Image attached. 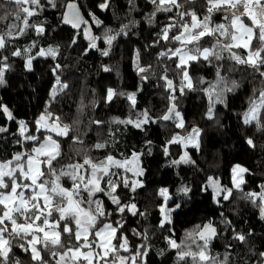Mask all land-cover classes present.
I'll list each match as a JSON object with an SVG mask.
<instances>
[{"label":"trees","instance_id":"1","mask_svg":"<svg viewBox=\"0 0 264 264\" xmlns=\"http://www.w3.org/2000/svg\"><path fill=\"white\" fill-rule=\"evenodd\" d=\"M41 2L44 4L43 10L31 17L30 23L42 25L44 32L38 34L34 28H29L0 49V57L7 56L10 65L5 71L4 83L0 84V104L6 105L15 117L10 121L0 112V126L8 129L0 133V160L10 159L18 152H31L33 142L23 140L17 121L22 120L27 124L25 135H36L43 142L47 132H37L35 121L47 110L54 117H60L61 124L70 127L67 137H55L60 143L61 153L53 161L57 169L69 163H83L85 154L95 159H103L111 154L121 160L130 158L133 152L141 154L138 163L139 168L143 169L142 175L135 178L130 171L124 173L123 169H117L121 177L117 181L116 194L122 203H134L138 213L144 215L133 216L127 210L124 213L116 212V206L103 192L97 193L94 198L112 213L106 222L114 226H118L115 224L117 221L123 223L119 234L127 237L133 253L142 245L147 249L148 255L143 258L142 264H177L176 254L180 249H172L165 238L169 237L177 244L183 241L191 250H196L198 244H203L198 230L190 237L188 233H192L197 225L207 223L217 230L209 241L210 256L221 261L227 256V264H262L264 258L260 253H264V219L260 217L259 207L245 194L259 193L264 185V131H258L255 122L245 125L243 113L248 109L250 98H258L259 92L264 89V78L251 67L229 59V54L223 52V59H212L211 63L203 59L189 62V74L197 90L185 88L181 95L180 77L175 67L177 57L171 60L158 58L160 51L179 45H168L164 41L154 44L160 28L168 23V17L174 13H157L156 22L150 25L145 19L153 10L148 0H135V10L131 12L128 0H110L111 7L107 10H101L98 6L102 0H75L89 23L90 35L97 38V48L109 50V55L103 56L101 51L89 48V39L85 38L83 30L74 32L62 26L66 0H56V8L48 5L47 0ZM0 4H4L0 13L15 7L7 4L6 0H0ZM186 8L203 18L206 0H193ZM89 12L102 22L99 26L92 21ZM224 15V12L213 13V24L224 23ZM129 21L136 23L129 24ZM124 24H129L126 34L116 36L109 49L103 39L104 32L112 29L111 34H114ZM3 27L4 23L0 22V28ZM74 37L75 44L71 43ZM219 38L227 42L225 37ZM201 43L203 47H211L216 43V37L206 36ZM253 43L258 46L257 41ZM30 46H33L30 52L22 57L12 55L13 51ZM41 48L56 49V58L36 56ZM232 51L247 55L243 48H233ZM137 53L141 66H151L148 72L138 74L133 62ZM29 55L36 56L30 69L26 67ZM57 64L59 68H56ZM105 67L110 71H104ZM217 67L226 84L231 86L235 82L237 87L232 92L224 93L226 106L217 104L215 119L209 120L206 117L208 97L201 89L217 81ZM165 72L173 80L175 92L171 94L176 96L175 101H169L170 92L166 90L165 81L160 79ZM141 75L148 78L142 80ZM201 78L205 83H200ZM61 85L67 87L61 89ZM54 89H57L55 93ZM108 89L117 93H134L135 106L126 95H116L107 101ZM170 103H174L176 111L180 113L183 128H177L173 120L159 119ZM145 111L157 122L143 124L140 128L116 122L134 121L139 113ZM260 115L264 120V108L260 110ZM94 120L103 123L97 126L92 123ZM193 128L199 129L197 148H188L183 143L166 144L174 134L187 137ZM73 137L79 140L75 141ZM249 138L253 140L254 147L247 143ZM96 143H102L105 147L96 149ZM165 146L168 148L167 155ZM185 153L191 163H172ZM236 165L248 169L239 189L232 187V170ZM44 171L47 172V169L44 168ZM125 176L130 181H140L142 186H137L135 192L125 188L122 182ZM209 177L218 181L220 188L231 190L228 200L223 199L224 192L214 195ZM60 183L65 188L72 187V181L67 176H63ZM101 187L107 188L106 183L102 181ZM184 187L190 189L187 195L179 191ZM162 188L168 189L170 197L166 207L175 209L170 213L171 222L165 223L164 227H160L163 218L160 206L165 205L164 198L159 194ZM83 195L86 197L87 193ZM237 234L243 235L244 241L236 239ZM62 239L67 242V235H63ZM21 243L23 241H13L10 255L13 259H19L21 264H35L31 260V253L19 247ZM121 253L128 255L123 251ZM42 255L49 264H55L47 251H42ZM180 264H192V258L186 257Z\"/></svg>","mask_w":264,"mask_h":264},{"label":"snow or ice","instance_id":"2","mask_svg":"<svg viewBox=\"0 0 264 264\" xmlns=\"http://www.w3.org/2000/svg\"><path fill=\"white\" fill-rule=\"evenodd\" d=\"M153 6V10L145 19L148 24L156 22L157 13H174L168 17V23L160 28L157 33V40L154 44L164 41L166 44H178V47H168L166 51H160L159 57L172 59L178 57L175 67L178 70L177 75L180 77V94H184V89L196 91L195 82L189 74V62H198L203 59L209 63L212 59H223V52L229 54L228 58L241 65L251 67L260 77L264 78V0H206V14L200 18L194 10L187 9L186 6L193 0H148ZM7 4L15 5L14 8L0 13V22L4 27L0 28V49H4L7 43L19 35H23L29 28H34L38 34L44 32L40 24L30 23V18L43 10L44 4L41 0H6ZM130 12L135 10V0H128ZM47 4L53 8L57 7L56 0H47ZM101 10H107L111 7L110 0H102L98 5ZM4 4H0L3 8ZM66 10L62 14V22L70 24L73 28L79 29L87 21L81 16L80 9L75 0H66L64 5ZM243 9L241 12L240 10ZM215 12H224V23L213 24L212 15ZM92 21L99 26L102 22L89 12ZM247 17L251 23H246L242 17ZM190 18V19H189ZM135 21H129V24H135ZM129 24L122 25L121 29L114 34L112 29L104 32V42L109 46L113 44L116 36L125 33ZM173 30H176L175 32ZM85 38L89 39V48L101 51V55L108 56L109 50H100L96 46V37L90 35L91 30L84 28ZM170 33H172L170 35ZM218 34V35H217ZM206 36H215L216 43L211 47H203L202 41ZM225 37L227 42H223L219 37ZM258 42V46L254 45ZM75 44V37L71 41ZM34 46V45H33ZM28 49L15 50L13 56L22 57L24 53L30 52ZM233 48H243L247 53L246 56L237 54L232 51ZM87 51V50H85ZM36 56H51L56 58V49L41 48ZM36 56L29 55L26 59V67L31 68V62ZM7 56L0 57V84L4 83V74L10 65L7 63ZM138 74L146 73L150 67H143L139 63V54L134 59ZM60 65L57 64L56 68ZM104 71H110L105 67ZM217 81L209 83L207 88L201 89L208 97L209 105L206 117L209 120L215 119V107L217 104H225V92H232L237 87L235 82L228 86L221 76L219 67H217ZM142 80L148 77L141 75ZM165 81L166 90L170 92L169 101H175V87L173 80L169 79L167 73L160 77ZM201 84L205 83L203 78ZM57 84H60L57 77ZM223 85V87H221ZM67 85H61L66 88ZM57 89H54V93ZM116 95H126L127 99L135 106L136 99L134 93H117L113 89L107 91V101H111ZM264 108V89L259 92L258 98H250L248 109L243 113V123L250 125L255 122L258 131H264V120L261 119L260 110ZM0 112H3L8 120H14L11 110L0 104ZM142 117V118H141ZM160 120H173L177 128L184 127V121L180 113L176 111L174 103H170L167 111L159 117ZM51 121V122H49ZM117 123L133 124L140 128L143 124L157 122L149 116L148 112L139 113L136 120H122ZM20 136L25 141L33 142L30 153H15L10 159L0 160V264H21L19 259H13L10 255L13 250V241H23L19 247L24 252L31 253V260L35 264H49L44 260L42 251H47L49 256L55 261V264H142L143 258L148 255L147 249L142 245L133 253L128 244L127 237L119 234L123 228L120 221L113 223L106 222L107 217L112 213L106 211L103 203L95 199L97 193L103 192L109 197L111 202L116 206L115 211L124 213L126 210L133 216L144 215L138 213L134 203L124 204L116 194L118 179L121 172L117 169H123L124 173L129 171L134 175H142L143 169L135 167L140 158V153L133 152L131 157H125L122 160L116 159L109 154L103 159H95L87 154L83 156V163H69L57 169L53 166V161L57 159L60 153V143L53 139L51 135H45L43 142L36 135L28 134L27 124L20 120ZM92 123L97 126L103 122L94 120ZM36 131L44 129L46 132H54L56 136L67 137L70 127L67 124L60 126V117L51 112L41 114L35 121ZM6 127L0 126V133L7 132ZM199 136V129L193 128L187 137L179 133L174 134L166 144H191L196 143ZM78 141V137H73ZM19 142V141H18ZM149 143H151L149 141ZM247 143L255 146L253 140L249 138ZM198 147V143H196ZM96 149L105 147L102 143L94 145ZM165 155L168 154V148L165 146ZM44 157V159H40ZM191 163L187 153L180 157L179 160L172 161L173 164ZM87 166V167H85ZM47 169V172L44 171ZM90 169V171H89ZM233 187L240 188L244 183L243 173L248 169L236 165L233 168ZM63 176H67L72 181L71 189L65 188L60 181ZM116 177L117 179H113ZM105 178H107L105 180ZM105 182L107 188L101 187V182ZM210 184L213 188L214 195L221 192L226 193L224 200L231 196V190L220 188L218 181L209 177ZM123 186L135 192L137 186H142L138 180H129L126 176L123 178ZM179 191L187 195L190 189L184 187ZM87 193L85 197L83 194ZM159 194L164 198L165 205L160 206L162 220L160 227L165 223H170V213L175 209L167 208L166 202L170 199L168 189L162 188ZM245 197L254 205L259 207L260 217L264 219V185L261 186L259 193L249 192ZM180 207L179 204L176 205ZM73 225L75 227L73 228ZM198 230V235L203 244H198L196 250H191L184 242H177L166 237L168 244L172 249L177 251V264L185 261L186 257L192 258V264H227V256L224 260H218L210 256L208 246L209 241L216 235V228L211 223L197 225L192 236ZM67 235L68 240L62 239ZM74 238V242H73ZM147 239V237H144ZM236 239L244 241L243 235L237 234ZM115 241V243L113 242ZM193 243H196L193 240ZM40 245L41 247H37ZM183 245V248L181 247ZM128 253L123 256L121 252ZM264 258V253H260ZM198 257V260H197ZM264 264V260H262Z\"/></svg>","mask_w":264,"mask_h":264},{"label":"rangeland","instance_id":"3","mask_svg":"<svg viewBox=\"0 0 264 264\" xmlns=\"http://www.w3.org/2000/svg\"><path fill=\"white\" fill-rule=\"evenodd\" d=\"M240 11L242 12L243 9H241ZM242 19H244L246 23H249V24L251 23L250 21L247 20V17H246V16H245V17H242ZM177 59H178V57H177ZM42 114H43V113H42ZM49 122H51V121H49ZM60 126L62 127L63 124L60 123ZM41 130H42V131H45L44 129H41ZM45 132H46V131H45ZM46 135H51V136L53 137V139H55V137L64 138V136H56L54 132H47ZM196 143H198V137L196 138ZM196 143L185 144V145H186V147H188V148H197ZM40 159H44V157H41ZM135 167L139 168V163H138V161H137ZM130 172H131V171H130ZM131 174H132L135 178H137V177L139 176V175H138V176H137V175H134L133 172H131ZM242 175H244V173H243ZM232 187H233V172H232ZM233 188H235V187H233ZM113 242H114V241H113ZM120 254L124 256V253H120ZM81 264H84V262H81Z\"/></svg>","mask_w":264,"mask_h":264},{"label":"water","instance_id":"4","mask_svg":"<svg viewBox=\"0 0 264 264\" xmlns=\"http://www.w3.org/2000/svg\"><path fill=\"white\" fill-rule=\"evenodd\" d=\"M79 9H80V8H79ZM65 10H66V8L64 9V11H65ZM80 14H81V16L86 20V18H85L84 15L82 14L81 10H80ZM86 21H87V20H86ZM61 24H62V26H63L65 29L72 30V31H74V32L82 31L84 28H89V29H90L88 21H87L86 24H82V25L80 26L79 29L73 28L70 24H64V23L62 22V17H61ZM198 237H199V235H198Z\"/></svg>","mask_w":264,"mask_h":264}]
</instances>
